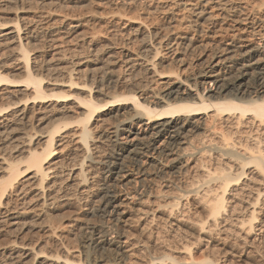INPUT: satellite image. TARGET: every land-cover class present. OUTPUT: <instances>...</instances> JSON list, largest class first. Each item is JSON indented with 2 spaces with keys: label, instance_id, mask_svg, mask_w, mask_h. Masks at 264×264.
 <instances>
[{
  "label": "bare ground",
  "instance_id": "6f19581e",
  "mask_svg": "<svg viewBox=\"0 0 264 264\" xmlns=\"http://www.w3.org/2000/svg\"><path fill=\"white\" fill-rule=\"evenodd\" d=\"M190 1L197 6L189 9L193 20L185 30L171 36L169 33L163 34L160 28L153 33L140 28L137 54L130 55V51H127L115 58L110 66L99 73L96 85L88 87L81 84L83 90L89 88V91L87 98L74 102L77 104L78 119L74 122L64 119L73 110L72 105L60 100L69 96H47L45 79L38 73L34 74L36 68L42 66L37 67L38 58L31 59L25 52L21 28L17 25L11 33H7V28L0 24V45H7L10 40L18 41L19 48L11 50L9 57L25 73L21 82L11 81L0 73V87L4 83L25 85L24 89L18 91L8 87L0 89V99L8 100L19 93H32V98L25 102L8 103L0 108V176H3L0 181V240L11 239L6 240L4 245L0 244V264H80L74 252L59 245L54 253L47 252L39 243L44 237L54 240L61 228L51 222L49 212L60 206L78 207V204L80 207L86 204L87 208L81 209L80 215H108L119 227L127 216L129 197L135 199L133 203L137 207L141 205L144 194L141 195V190L128 193L118 190L119 187L136 183L131 166L138 165L137 173L140 176L137 180L140 183L147 182L153 176L152 170L162 172V162L168 163L172 172H183L186 146L192 143L199 131H206L209 125L211 116L206 114L207 111L212 109L213 118L236 115L240 123L251 116L248 120L264 124V17H260V6L256 7L252 0H241L238 6H232V0ZM163 50L173 63L182 64L186 62L184 53L192 52L197 65L203 68L188 81H168L158 89L144 85L146 83L139 86L143 78L140 79L141 83H132L129 76L134 75L135 71L156 75L154 60ZM119 63L124 65L117 69ZM122 67L134 74L128 73L123 78L119 73ZM189 81L193 82L190 87L185 84ZM69 83L73 85V81ZM104 84L113 88L122 85L135 89L125 96V100L132 101L128 110L122 106L115 108L114 113L123 119L114 126L102 116L93 118L102 108L93 95L101 94ZM50 85L58 86L57 83ZM198 86L201 92H194L192 88ZM53 97L58 100L48 107L41 106ZM38 112L56 119L55 126L39 141L36 132L30 134L23 130L25 121L34 118ZM104 139L110 140L112 148L103 157L99 155V150ZM7 140L11 141L10 147L3 145ZM243 148V154H231L240 163L242 171L236 178L223 179L222 193L217 194L211 209L214 214H219L225 208L229 184L235 182L237 185L248 167L253 166L264 173L261 155L256 154L249 145ZM7 149L10 155L16 157L7 158L8 153H3ZM145 158L148 161L143 166ZM98 166H102L104 182L97 181ZM37 207L42 209V213H36ZM254 214L250 222L245 221L250 224V230L254 229ZM25 217L33 219L26 230L38 235L36 242L21 238L24 225H28L23 220ZM123 239L124 236L114 237L108 232L94 229L93 234L86 237L87 254L94 256L102 253L121 262L127 248ZM103 257L94 256L95 264H102ZM174 264L178 263L174 261ZM205 264L215 263L207 260Z\"/></svg>",
  "mask_w": 264,
  "mask_h": 264
},
{
  "label": "rangeland",
  "instance_id": "374dc122",
  "mask_svg": "<svg viewBox=\"0 0 264 264\" xmlns=\"http://www.w3.org/2000/svg\"><path fill=\"white\" fill-rule=\"evenodd\" d=\"M252 2L256 7L260 6V17H264V1ZM240 4L241 0H232L231 5ZM193 5L197 6L190 0H0V24L7 28V33L17 25L21 28L25 52L31 59L38 58L37 67L42 66L36 68L34 74L38 73L45 79L47 96H69L60 100L72 105L73 110L64 119L74 122L78 120L77 104L74 102L87 98L89 91V88L83 90L81 84L88 87L96 85L99 73L110 66L115 58L127 51H130V55L137 54L140 28L150 33L160 28L163 34L169 33L171 36L185 30L193 20L189 10ZM9 42L0 45V73L11 81L21 82L25 73L9 57L11 50L19 48V43ZM163 51L154 60L156 75L138 70V73L135 71V78L134 72L124 67L119 69V73L124 78L132 72L134 75L129 76L132 83H141L142 80L139 86L146 83L144 85L158 89L168 81H188L203 68L197 65L192 52L184 53L186 62L182 64L173 63L167 52ZM121 65L124 64L119 63L117 69ZM70 81H73V85ZM50 83H57L58 86ZM191 83L185 84L190 87ZM22 84L12 86L4 83L0 89L8 87L18 91L25 88ZM133 90L132 87L120 85L113 88L104 84L101 94L93 95L95 102L102 106L93 118L97 119L99 115L110 125H116L122 117L114 113L115 108L122 106L128 110L132 101L125 100V96ZM192 90L199 93L202 89L198 86ZM31 96L32 93H19L12 99H0V108L8 103L25 102ZM55 100L58 99L49 98L41 106L48 107ZM206 114L211 116L206 131H199L185 148L183 172L173 173L168 163L162 162V172L152 170L153 176L147 182L140 183L137 180L140 176L137 173L138 165L131 166L136 183L119 187L118 190L124 193L141 190V195L144 194L141 205L137 207L133 203L135 199L129 197L123 224L116 226L108 215H80L81 209L87 208L86 204H81L82 207L78 204V207L60 206L48 214L51 222L61 228L54 240L41 239L39 243H42L45 251L54 253L59 245L74 252L80 264H95L94 256H104L102 264H174V261L178 264H205L207 260L215 264H264V173L253 166L248 167L237 185L235 182L229 184L225 208L219 214L211 210L215 197L222 193L223 179L236 178L242 171L240 163L231 157L232 153L243 154V146L249 145L264 161V124L248 120L251 116L240 123L236 115L213 118L212 109ZM55 120L38 112L34 118L25 121L23 130L30 134L36 132L39 141L55 126ZM6 142L3 145L10 147L11 141ZM111 148L110 140L104 139L99 155L104 157ZM3 153L8 155L7 158L16 157L10 155L8 149ZM143 161L145 166L148 159ZM96 174H99L96 175L97 181L104 182L102 166H98ZM36 209V213H42L40 207ZM252 214L256 220L254 229L250 230V224L246 222L252 220ZM26 219L28 222L33 220L30 217L23 219L28 225H24L21 238L36 242L38 235L26 230L32 224ZM94 229L108 232L114 237L124 236L123 242L127 248L121 262L102 253L88 256L86 237L93 234ZM6 240L11 239L2 238L0 244L7 243Z\"/></svg>",
  "mask_w": 264,
  "mask_h": 264
}]
</instances>
